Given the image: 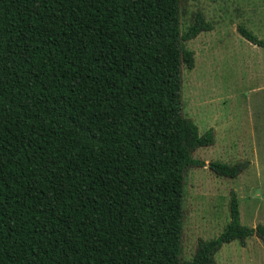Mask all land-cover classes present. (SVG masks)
I'll use <instances>...</instances> for the list:
<instances>
[{
	"label": "trees",
	"instance_id": "16d2710c",
	"mask_svg": "<svg viewBox=\"0 0 264 264\" xmlns=\"http://www.w3.org/2000/svg\"><path fill=\"white\" fill-rule=\"evenodd\" d=\"M211 29L198 11L183 31L181 0H0V264H218L264 242L233 192L221 234L182 259L186 175L215 143L183 114L182 68Z\"/></svg>",
	"mask_w": 264,
	"mask_h": 264
},
{
	"label": "rangeland",
	"instance_id": "374dc122",
	"mask_svg": "<svg viewBox=\"0 0 264 264\" xmlns=\"http://www.w3.org/2000/svg\"><path fill=\"white\" fill-rule=\"evenodd\" d=\"M202 12L212 25L187 42L194 68L183 65V114L200 134L214 129L215 143L195 150L205 165L191 167L184 195L182 259L200 239L218 237L230 221L233 192L241 221L264 224V49L239 32L245 25L264 39V0H181L182 30ZM245 164L235 178L217 174L211 162ZM218 264H264V242L234 240L215 255Z\"/></svg>",
	"mask_w": 264,
	"mask_h": 264
}]
</instances>
